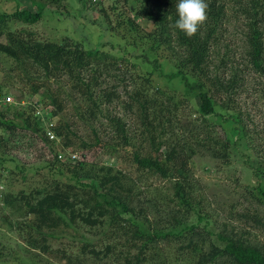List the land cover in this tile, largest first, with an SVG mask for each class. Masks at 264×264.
I'll use <instances>...</instances> for the list:
<instances>
[{"label":"trees","instance_id":"1","mask_svg":"<svg viewBox=\"0 0 264 264\" xmlns=\"http://www.w3.org/2000/svg\"><path fill=\"white\" fill-rule=\"evenodd\" d=\"M27 1L35 11L0 14V56L16 64L21 82L27 83L26 96L43 89L39 95L48 101L45 107H52L51 119L59 118L46 130L33 109L0 103V171L14 164L23 172L28 165L19 153L30 152L35 159L29 174L38 179L36 185L1 195L6 207L23 217L9 225L26 246L66 264H264V241L257 239L264 236V142L254 143L258 137L245 129L235 111L241 109L237 94L248 82L253 83L255 101L264 107V1L205 0L206 20L187 36L173 27L175 0H123L134 4L135 19L126 20L132 44H148L174 60L177 71L170 77L187 87L179 100L165 98L159 88L152 92L151 73L136 77L124 63L127 50L109 55L68 37L57 43L13 29L18 22L36 24L47 13L67 16L57 12L65 8L64 0ZM140 19L149 26L141 32L135 23ZM235 37L242 43L239 62L231 48ZM50 81L56 85L53 91ZM4 89L0 84L1 99L8 95ZM123 93L122 110L139 117L133 133L125 117L107 110ZM20 95H15L18 102ZM60 95L66 103L76 99L82 104L72 113L81 123L99 119L102 107L103 138L95 127L90 143L77 136L75 122L62 114ZM50 131L60 140V150L48 139ZM229 131L236 132L235 139L227 136ZM241 145L246 160L254 157L255 167L247 164V170L257 183L247 185L224 209L219 208L224 204H219V195L211 205L197 192L198 184L195 188L194 159L207 157L230 166ZM72 148L84 156L75 163L59 154ZM92 149L115 165L89 162L85 152ZM150 179L167 183L162 202L156 195L149 197ZM219 212L230 222L219 224ZM62 239L65 245L55 248L53 242Z\"/></svg>","mask_w":264,"mask_h":264},{"label":"rangeland","instance_id":"2","mask_svg":"<svg viewBox=\"0 0 264 264\" xmlns=\"http://www.w3.org/2000/svg\"><path fill=\"white\" fill-rule=\"evenodd\" d=\"M264 1V0H263ZM64 6L57 8V12H63L67 16L56 15L55 13H47L41 21L36 24L28 25L18 22L12 25L15 30H26L37 35L40 40H47L59 43L63 37H68L73 40L74 43H81L83 48H99L101 51L108 52L109 55H115L122 53L121 51L127 50L125 57L128 58L125 64L130 70H134V75H146L152 74V85L151 91H155L159 88L160 91L165 92V98H173L175 100L182 99L184 91L187 87L184 82L176 77L171 78L170 75L177 71L176 64L173 59L168 58L166 52L161 49L151 50L146 45L134 46L133 32L130 30L127 24V19H135L134 13L132 12L134 4L131 1L123 0H64ZM111 5H116V10H112ZM32 9L35 8L27 0H0V14L7 13L11 14L17 9ZM51 9L52 6L50 7ZM103 8L106 12H101ZM121 14V16L119 15ZM103 14H107V18ZM108 19V20H107ZM11 23V22H10ZM139 31H144L149 26L144 20H136ZM114 29V30H112ZM112 30V31H111ZM233 30L229 31V39L232 38ZM228 34V33H227ZM238 36V35H237ZM133 45V46H132ZM233 50L235 55L233 60L239 62L237 56L240 55L242 49L241 39L235 37L232 42ZM128 52H131L129 54ZM131 57H128V56ZM130 59V60H129ZM154 61V62H153ZM157 63H156V62ZM16 64L12 60L0 56V84L4 85L8 91L10 97V105H24L29 109H33L35 114L41 118L42 125L47 130L49 125L57 123L59 117L51 119L52 115L49 113L52 107H45L48 105V101L43 99L39 94H42L43 89L38 91V94L33 96H26L27 83L26 81L21 82L20 73L16 70ZM133 75V76H134ZM109 80V79H107ZM56 81V80H53ZM52 81L48 82L49 90L56 89V85L51 84ZM65 82L67 79L65 78ZM26 83V84H25ZM53 83V82H52ZM63 86V84H62ZM67 87V86H65ZM153 87L155 89H153ZM253 83H246L243 89L237 94V102L241 109L236 107V112H240L241 124L244 125L245 129H249L258 138L254 140V143L264 142V107L255 101L253 96ZM22 92L23 95L19 93ZM15 95H20L21 100L18 102ZM123 95L120 96V100L117 103H112L108 106V112L117 113L125 117L128 123V129L133 133L139 127V117H136L134 113H127L122 110L120 106L123 101ZM41 101V103H40ZM58 101L63 104V112L66 113L64 118L71 119L73 108H80L82 104L73 99V102L66 103V98L63 95L59 96ZM65 101V102H64ZM18 102V103H17ZM1 108V107H0ZM3 109V108H2ZM99 112V119L90 120L88 123H81L77 119H73L75 122L73 130L77 132V136L82 137L85 141L90 143L93 139L91 133V127H95L98 130L99 135L103 138V131L106 128L104 125V114L105 110L101 107ZM9 115V113H8ZM68 121L70 122V120ZM101 124V125H100ZM47 127V128H46ZM216 129L221 136H223V130L220 129L219 125H216ZM232 139L236 138V132L229 131L226 133ZM50 135L52 138H50ZM47 137L50 141H54V144L58 146L60 150L59 139L50 131L47 133ZM58 150V151H59ZM244 148L241 145L234 151L233 160L230 166H225L217 161H214L207 157H196L194 159L192 170L194 173V179H196L195 188L198 184V193L202 194L205 199L210 200V204L214 205L216 202L213 198L219 195V208H226L225 205L229 202L237 201L239 195L244 191L247 185H256V178L250 172L247 167L249 165L255 167L256 162L254 161L253 155L248 151L247 153L251 156L247 158L243 156ZM76 149L61 150L59 151L60 156L70 163H75L77 159H81L84 156ZM87 153L85 158L89 162H97L99 165H115V161L108 157L101 151L92 149ZM18 157L27 163V168L18 170L11 164V170L7 168L5 171H0V264H66L65 261H60L55 255H43L39 251L30 249L26 246L25 242L18 233L14 230L13 226L9 224L15 223L17 220L23 219L21 215H15L13 210L2 202L4 193H16L21 189H27L31 185H36L38 179L31 176L30 167L34 165V155L30 152L27 154L19 153ZM82 155V156H81ZM36 164V163H35ZM37 165V164H36ZM119 168H125V165H117ZM30 173V174H29ZM36 174L35 172H32ZM27 175L29 178L28 182H23L22 177ZM262 173L258 172V177H261ZM148 185L151 186L150 198H154L156 195L157 200L162 202L165 196L168 194L167 183L160 179H150ZM264 189V185L262 187ZM218 203V202H217ZM235 203V202H234ZM224 205V206H223ZM213 207V206H212ZM223 207V208H222ZM227 215L220 214L219 212V224L223 222H230ZM256 235L251 232V238ZM259 236V233L257 234ZM258 241H264V236L257 237ZM63 242H67L66 239L53 242L54 247H59ZM67 244V243H66ZM176 264H185V262H178Z\"/></svg>","mask_w":264,"mask_h":264},{"label":"clouds","instance_id":"3","mask_svg":"<svg viewBox=\"0 0 264 264\" xmlns=\"http://www.w3.org/2000/svg\"><path fill=\"white\" fill-rule=\"evenodd\" d=\"M176 19L173 27L187 36L194 35L206 20L205 0H175Z\"/></svg>","mask_w":264,"mask_h":264},{"label":"built area","instance_id":"4","mask_svg":"<svg viewBox=\"0 0 264 264\" xmlns=\"http://www.w3.org/2000/svg\"><path fill=\"white\" fill-rule=\"evenodd\" d=\"M3 103V104H5V103H9L10 102V97L9 96H7V97H4V98H0V103ZM50 138H52V136L50 135Z\"/></svg>","mask_w":264,"mask_h":264}]
</instances>
